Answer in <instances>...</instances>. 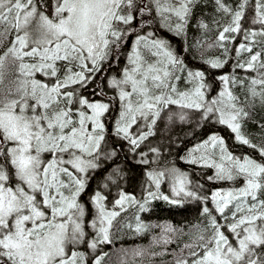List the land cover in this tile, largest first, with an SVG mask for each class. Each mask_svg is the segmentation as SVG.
Here are the masks:
<instances>
[{
	"label": "snow or ice",
	"instance_id": "snow-or-ice-1",
	"mask_svg": "<svg viewBox=\"0 0 264 264\" xmlns=\"http://www.w3.org/2000/svg\"><path fill=\"white\" fill-rule=\"evenodd\" d=\"M198 3L52 0L49 11L46 0H0V264H88L82 246L95 252L112 242L113 221L126 210V203L139 202L122 192L108 210L106 197L96 192L91 197L95 207L91 216L81 202L89 173L100 167L102 155L110 158L115 151L101 152L111 101L89 99L76 86L87 88L104 63L118 60L125 38L135 32L130 25L138 17L154 10L159 27L180 36L186 33ZM215 4L231 16L218 37L223 42L229 38L227 33L241 31L249 0H238L235 9L224 0H215ZM254 12L251 23L261 28L244 32L250 44L241 43L239 48L251 55L246 64L235 65L257 73L249 80L244 101L231 89L234 83L243 87L244 81L237 82L228 74L219 77L223 87L213 97L205 72L189 69L169 41L155 32L136 35L122 77H112L109 82L118 89L121 104L114 134L127 140L133 151L155 135L157 120L171 106L181 110V122L188 121V112L198 113V125L201 121L224 125L236 141L258 150L261 160L234 156L226 141L213 133L191 149L187 158L182 157L188 163L214 168L215 175L209 180L243 179L239 188L211 194L214 209L202 208L209 224L203 228L194 225L197 235L184 245L194 257L191 264H264V144L252 143L242 132V121L251 115L245 110V101L255 106L259 100L264 105V60L250 46L257 43L258 36L264 38V0H255ZM148 23L142 20L140 27ZM199 27L207 29L208 25L201 21ZM226 62L205 61L212 69L222 68ZM182 78L190 88H178ZM95 95L103 97L104 92ZM138 120L145 122L148 131L133 135L130 130ZM202 148L205 152L197 158L194 154ZM150 151L159 155L157 148ZM217 152L220 162L214 158ZM141 157L140 163H150L148 153ZM166 175L171 180L172 198L158 191ZM147 176L157 191H147L141 211L152 199L170 204H182L183 198L207 199L191 190L188 175L175 167L148 171ZM144 228L138 224L136 231ZM164 231L182 230L165 227ZM154 243L168 245L172 240L165 235ZM136 254L142 256L144 250ZM106 255L94 256L92 264H102ZM175 264H189V260L178 257Z\"/></svg>",
	"mask_w": 264,
	"mask_h": 264
},
{
	"label": "trees",
	"instance_id": "trees-1",
	"mask_svg": "<svg viewBox=\"0 0 264 264\" xmlns=\"http://www.w3.org/2000/svg\"><path fill=\"white\" fill-rule=\"evenodd\" d=\"M46 2L49 11H51L52 0H46ZM224 3L235 9L238 0H224ZM149 7L152 5L149 4ZM254 8L255 0H249L245 17L241 21V31L239 33H227L226 36L229 38L223 42L219 41L218 37L223 27L231 22V16L219 11L215 0H199L189 19L186 33L180 36L159 27V17L153 10L151 15L146 14L132 22L130 27L135 28V32L125 38L123 46L119 49V61L116 58H111L104 63L101 72L95 74V78L87 88L76 86L82 96L89 99H103L106 102L111 101V110L105 118L108 134L105 142L101 145V152L108 154L113 150L115 151V155L110 158L102 155L99 161L100 167L89 173L90 178L87 188L80 198L81 202L87 205L90 216L95 214L91 197L96 192H100L102 196L106 197L104 204L108 210L113 209L115 201L119 199L122 192L135 196L139 202L128 206L125 204L126 210L124 211H120L118 207L115 209L120 211V215L113 221L112 242L110 244L100 245L95 252L86 247H81L82 251L88 253V264H92L94 256L102 253H107L102 264H175L178 257L188 259L189 264H191L194 257L189 256V249H185L184 245L194 241L197 235L194 225H200L203 228L209 224V217L202 214V208L207 206L214 209L215 205L211 201V194L218 190L225 193L239 188L243 186V179L234 181L209 180V177L215 175L214 168L206 167L202 163H188L182 157L187 158L191 149L215 133L226 141L228 150L234 156H250L261 160L258 150L236 141L234 134L224 125L207 121H201L198 125V113L195 112H188V121L181 122L178 117L181 110L176 106H171L161 113V117L157 120L154 128L155 135L149 136L140 144L139 148L133 151V146L127 140L114 134L115 120L118 118L121 104L118 99V89L112 88L109 83L112 77L118 79L122 77V70L127 66L126 58L131 52L136 35L155 32L157 36L169 41L172 49L185 61L189 69L205 72L207 82L211 85L213 97L223 87L219 77L228 74L234 77L237 82L244 81L243 87L239 83L231 85L234 94L244 101L249 80L255 77L257 73L256 71L237 68L235 65L246 64L251 55V53L239 48L241 43L250 44V41L244 39V32L249 29L259 30L261 28V25L251 23L255 15ZM142 20L149 21V23L141 28ZM201 21L208 25L207 29L199 27ZM262 39L264 38L258 36L256 38L257 43L250 46H252L253 52H261V60H264V44L260 43ZM211 59L226 60L227 62L222 68L212 69L205 63ZM190 87L191 85L187 84L183 78L178 83L180 90H186ZM101 90L104 92L103 97L95 95ZM244 107L251 115L242 121V132L252 143L258 146L264 144V128L261 127L264 125V105H261L259 100L255 102V106H252L250 101H245ZM169 115H172L171 120L168 119ZM130 131L133 135H138L140 132L148 131V128L144 121L138 120V123L133 125ZM151 148L159 149V155L153 154L150 151ZM141 153H148L147 159L150 163H140ZM203 153L204 151L200 149L194 155L198 158ZM172 167L186 173L191 181L189 186L191 190L197 192L198 196L207 199L183 198L182 204H170L163 199H152L145 205V210L141 211L140 204H144L147 191H157L155 186L151 184L147 172L167 171ZM158 191L172 198L170 177L166 175ZM213 215L221 223H226L215 211ZM138 224L145 226L141 232L136 231ZM166 225L182 230L167 233V236L172 237L174 241L166 250L177 252V256L166 254L163 256L165 262L161 263L155 262L154 257L137 255V251L141 250L143 246H147L151 241V232L157 230L158 226Z\"/></svg>",
	"mask_w": 264,
	"mask_h": 264
},
{
	"label": "rangeland",
	"instance_id": "rangeland-1",
	"mask_svg": "<svg viewBox=\"0 0 264 264\" xmlns=\"http://www.w3.org/2000/svg\"><path fill=\"white\" fill-rule=\"evenodd\" d=\"M202 151L205 152V149L202 148ZM208 153H212L213 150L212 149H207ZM214 158L217 160V162L219 161V153L217 152L216 155L214 156ZM126 205L128 206L129 203H126ZM165 227H168V225L166 226H158L157 230H154L151 232L152 237H151V241L147 244V246H143L141 248V250H144V256H151L154 257L155 262H161L164 263L165 259L163 258L164 255L166 254H172L171 256H177V252L175 253L174 251H167L166 249L169 247V245H164L163 243H154L155 241H160L162 237H164L165 235H167V233H165L164 229ZM172 242L174 241L172 239V237H170ZM174 238V237H173ZM154 251V252H153ZM163 252V255H153L152 253H161Z\"/></svg>",
	"mask_w": 264,
	"mask_h": 264
},
{
	"label": "bare ground",
	"instance_id": "bare-ground-1",
	"mask_svg": "<svg viewBox=\"0 0 264 264\" xmlns=\"http://www.w3.org/2000/svg\"><path fill=\"white\" fill-rule=\"evenodd\" d=\"M112 61V60H111ZM119 61V60H118ZM104 79V78H103ZM235 183V182H234ZM208 219V218H207Z\"/></svg>",
	"mask_w": 264,
	"mask_h": 264
}]
</instances>
